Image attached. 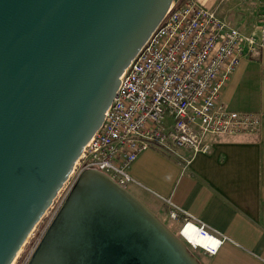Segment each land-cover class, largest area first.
<instances>
[{
  "label": "water",
  "instance_id": "obj_1",
  "mask_svg": "<svg viewBox=\"0 0 264 264\" xmlns=\"http://www.w3.org/2000/svg\"><path fill=\"white\" fill-rule=\"evenodd\" d=\"M177 0H0V264H12ZM27 264H203L110 175L85 168Z\"/></svg>",
  "mask_w": 264,
  "mask_h": 264
},
{
  "label": "built area",
  "instance_id": "obj_2",
  "mask_svg": "<svg viewBox=\"0 0 264 264\" xmlns=\"http://www.w3.org/2000/svg\"><path fill=\"white\" fill-rule=\"evenodd\" d=\"M258 20L254 31H247L201 0H177L120 76L101 127L67 179L69 192L80 173L92 167L128 187L136 181L131 165L151 147L208 152L211 136L258 134L259 112L233 110L222 101L243 56H259L264 48V12ZM169 203V215L182 219L179 234L190 248L214 254L224 237ZM188 225L217 246L191 243L183 234Z\"/></svg>",
  "mask_w": 264,
  "mask_h": 264
},
{
  "label": "crops",
  "instance_id": "obj_3",
  "mask_svg": "<svg viewBox=\"0 0 264 264\" xmlns=\"http://www.w3.org/2000/svg\"><path fill=\"white\" fill-rule=\"evenodd\" d=\"M201 1L219 14L220 0ZM222 1L253 21L239 28L254 31L264 0ZM222 101L233 110L259 112L260 132L211 136L208 152L145 149L131 165L136 181L127 188L173 231L182 219L170 217L169 200L223 236L214 254L197 255L203 264H264V48L259 56H243Z\"/></svg>",
  "mask_w": 264,
  "mask_h": 264
},
{
  "label": "rangeland",
  "instance_id": "obj_4",
  "mask_svg": "<svg viewBox=\"0 0 264 264\" xmlns=\"http://www.w3.org/2000/svg\"><path fill=\"white\" fill-rule=\"evenodd\" d=\"M225 2L226 1L220 0L218 4V12L222 17L226 18L230 23L238 27H246V25L248 26V25L253 24V21L252 23H247L248 18L244 16L245 15L244 12H240L241 15H239V12L236 13L235 11H231L230 9L226 8ZM238 22H241L243 24L240 25ZM72 174H74L73 171H72ZM69 184L70 183H68V180H67L64 183L63 187L59 190L53 204L49 207V209L46 211L44 216L35 226L34 230L29 235L28 239L26 240L25 244L21 248L19 254L17 255L15 261H13L12 264H27L28 263L33 252L35 251L39 242L41 241L44 234L46 233L48 227L50 226L56 214L58 213L59 209L61 208L62 204L64 203L69 193ZM169 225L172 226L170 223ZM180 227L177 228L175 231L177 234H179ZM192 251L196 255H199L200 258L202 257L201 253L204 252L203 249H192Z\"/></svg>",
  "mask_w": 264,
  "mask_h": 264
},
{
  "label": "bare ground",
  "instance_id": "obj_5",
  "mask_svg": "<svg viewBox=\"0 0 264 264\" xmlns=\"http://www.w3.org/2000/svg\"><path fill=\"white\" fill-rule=\"evenodd\" d=\"M183 234L186 235L187 239L193 244H197V245H201V246H209V247H212V248H215L217 246V244H218L217 241H215V240H208L207 238L199 235L197 230L194 227H192L191 225H188L183 230ZM15 259H14V261H15Z\"/></svg>",
  "mask_w": 264,
  "mask_h": 264
}]
</instances>
